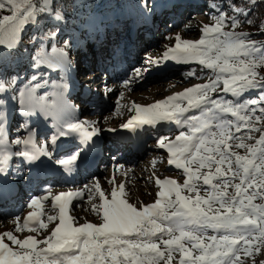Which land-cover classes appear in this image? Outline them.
Listing matches in <instances>:
<instances>
[{
	"label": "snow or ice",
	"instance_id": "6c2138e0",
	"mask_svg": "<svg viewBox=\"0 0 264 264\" xmlns=\"http://www.w3.org/2000/svg\"><path fill=\"white\" fill-rule=\"evenodd\" d=\"M6 6L11 15L0 19V45H6L11 50L21 29L29 22H34L36 9L31 0H0V9H5ZM233 11L247 15L243 9L233 7ZM239 23L236 17L226 19L225 14L221 12L214 26H204L205 39L195 43L184 41L183 46L178 42L175 48H170L164 54L166 58L177 62L198 61L200 65L217 73L215 80L190 87L180 94L169 96L150 106H136L135 115L123 125L125 129L133 122L134 127L155 126L167 121H174L180 125L181 117L189 109L202 108V118L192 116L184 120L189 129L188 134L181 131L174 141L165 143L162 138L159 143V147L166 148L173 157L169 163L174 164L178 169L183 168L188 174L183 189L196 192L195 198L183 195L182 187L173 180L157 181L161 188L158 193L160 199L138 210L125 199L119 198L115 190L112 192L111 200H106L97 184L96 191L100 194V200L104 201L101 206L103 222L99 225L84 223L74 227L66 210L72 198L79 193L56 195L54 201L59 207V224L51 235L44 240H37L33 236L20 240L12 232H5L0 236V264H106L109 260L110 264H160L162 260L165 264H171L172 254L177 251L181 255L180 264H239L238 253L241 250L246 255H251L254 247L259 251L254 241L264 244V204H254L253 200L257 196L264 198V194L255 190L249 194L248 189L264 188V133L256 141V145H247L243 142L236 145L237 148H246L251 158L235 152L230 153L228 149L231 145L227 141L233 138L229 132L233 121L221 119L220 113H230L239 121L251 124L253 117L240 113L245 109L253 115L257 110L264 113V106L258 109L249 107L257 105V99H245L233 103L232 100L223 101L209 96L210 92L216 91L217 84L221 80L223 92L231 93L233 97H240L249 90L264 89L262 83L264 76H259L258 79L259 74L256 70L264 66V49L255 41L248 39L244 33L223 31L227 24L235 28ZM247 23L251 24L252 21L248 20ZM56 34L53 33L52 36ZM179 40L180 37L177 36V41ZM69 46L70 41H65V47ZM33 59V68L46 65L51 71H57L66 64V52L64 49L57 50L53 45L51 51L45 52L43 57ZM155 63L159 64L160 61ZM136 72L139 73V69ZM225 73L228 75L225 76ZM30 80L29 85L16 88L18 81L15 76L0 79V97L9 91H17L22 117L39 114L45 119L61 118L62 113L67 109L64 95V88L67 85L61 84L56 91L37 94L40 89L48 86L49 81L41 80L36 75ZM124 83L127 84L128 81ZM52 87L57 88L55 81L52 82ZM12 99L17 97L13 96ZM179 101H187V106L182 107ZM259 101L264 105V91L260 92ZM4 103L0 98V109ZM262 118L264 117L255 115L256 121ZM214 120L218 121L216 124L218 133L208 131ZM6 121V112L0 110V146L5 143ZM66 127L67 131L63 126L59 136L80 132L85 139L91 140L98 134L97 129L88 132L79 123H71ZM235 127L239 132L241 124L237 123ZM32 131L33 129L28 128L26 137L22 138L20 135L15 137L13 143L22 146L18 151L0 152V175L10 170L8 165L13 156L36 162L42 157L53 155L46 145L37 146L31 138ZM249 131L261 130L253 127ZM59 136L50 137L53 149ZM202 152L205 154H201ZM186 154L187 158L182 160ZM217 155L219 159L216 158ZM232 156H235L237 166L235 170H233ZM77 159L78 154H73L67 159L59 160L58 163L68 165ZM193 163L198 164L196 171L186 166ZM213 164L216 165L215 175L208 173L203 176V184L212 185L213 191L204 198L199 195L195 180L200 179V168H211ZM225 164L232 172V177H242L240 183L234 185L235 194L231 196L227 192V187L232 177L223 181V190L219 185L212 184L213 179L226 175L221 167ZM173 195L175 199L172 198ZM215 204L219 207L215 209V214H210ZM40 206L39 198L31 199L28 204L29 208ZM33 219L39 220L37 212L29 214L24 227L27 228L28 221ZM48 219L51 221L55 217L49 216ZM39 227L47 228L48 225L40 223ZM209 229L222 234L207 237L210 243H205L204 237L207 236ZM254 233L256 235H253ZM165 235L169 238L163 239ZM5 237L24 251L22 253L14 251L4 242ZM156 240L162 241L166 251L160 249ZM183 241L191 244L193 249H198L200 255L193 259L192 251ZM38 244H45L46 248L38 249ZM120 257L123 259H119Z\"/></svg>",
	"mask_w": 264,
	"mask_h": 264
},
{
	"label": "rangeland",
	"instance_id": "374dc122",
	"mask_svg": "<svg viewBox=\"0 0 264 264\" xmlns=\"http://www.w3.org/2000/svg\"><path fill=\"white\" fill-rule=\"evenodd\" d=\"M31 3L33 7H37V4H40V0H31ZM133 6L134 7H132V5L128 6L129 13L122 9H118V7L116 10L109 11L101 2L99 5L95 6L93 11H91L92 13L78 20L74 32L66 31L58 33L55 40H53L50 45H46L42 53L37 54V57L34 56L36 59H40L45 52L51 51L53 45H55L57 50L64 49L66 52V64L57 71H51L46 65H41L38 68L32 67L29 71L22 57L18 58L15 65L13 64V69H11L9 73H4L3 69L0 67V79L15 76L18 81L16 88L29 85L31 83L30 78L33 75H36L41 80L47 79L49 81L48 86L40 89L37 94H42L44 91L53 92L58 90L61 84L67 85V87L64 88L67 109L62 113L61 118L48 117L45 119L44 116L39 114L31 117H22L19 109L18 92L9 91L3 94L0 98H2L5 103L0 110L6 112L7 121L4 136L5 143L0 146V152L7 151L14 153L18 151L22 146H16L13 140L17 135H20L22 138L26 137L25 134H27L28 128L33 129L32 140L37 146L51 144L50 137L56 135L58 131H63V126H65V131H67L66 125L71 123H79L83 127H90L92 130L94 128L97 130L101 129L100 132L103 131L107 134L106 136H108L104 142H108L110 137L113 136V133L117 130H121L123 125L130 120L129 118L135 115L136 106H149L165 100L169 96L180 94L190 87L207 84L215 80L217 73L200 65L198 61L182 63L172 60L166 65L169 58H166L164 55L170 48H175L178 42L183 46L184 41L195 43L206 38L203 31L204 26H214L217 19V17L213 16L215 14L209 12L206 0H155L150 8L145 5V12H142L134 4ZM162 14L164 15L162 16ZM6 15H11L7 6L5 9H0V19ZM136 21H139L140 24L137 22L135 25ZM131 25L132 29H138L140 32L139 48H141V50L137 54L138 57H132L131 63L127 60L116 61V50L121 54V50L124 49L121 39H126V36H128L127 27ZM31 31L35 36L40 34V32L36 30L35 20L34 22H29L21 29L15 46L11 50H16L18 48L17 43H22L23 48L25 51L27 50L28 53H30L33 48L35 49L36 46L30 41L31 35L29 34ZM223 31H230V29L223 28ZM113 36H117L118 38L112 41L111 38ZM177 36L180 37L179 41H177ZM104 37L105 40L101 42L99 49L92 54L91 46L94 43V45H96L97 41ZM87 38H91V41ZM65 41H70L69 47H65ZM0 48L10 50L6 45H0ZM106 48H111L110 50H114L115 53L110 57L107 54L108 61L104 63L105 69L99 73V78H97L98 76L96 73L100 71L98 64L99 58H101V53L106 51ZM139 54L141 55L139 56ZM107 55L105 56L106 58ZM170 55L171 53L169 56ZM88 56H90V58L86 59ZM110 59L113 60L109 61ZM85 60H87L86 64ZM155 61H160V63L157 64ZM33 62L34 60L32 63ZM128 67H131V69L128 70ZM137 69H139V73L136 72ZM161 69L164 71L163 73L161 72L162 74L160 73V71H162ZM75 72L78 73L76 76H74ZM106 73H109V78L111 77L109 80L106 78ZM260 74L264 76V68L260 69ZM141 79L142 81L140 82ZM53 81L57 84L56 89L52 87ZM124 81H128V83L126 84ZM80 83L83 84V86L80 87ZM71 87H74L78 96L68 91L71 90ZM84 95L88 96L87 100H82L83 97H86ZM227 95L233 97L231 93L223 92L222 80L218 82L216 91L209 93L212 99L223 101L224 97ZM243 95L250 97L256 96V93L254 90H249ZM13 96H16L17 99H12ZM256 99L259 100L258 97ZM179 102L182 107L187 106V101ZM87 108H90V110ZM243 112L242 115L247 114L253 117L251 124H245L243 121H239L230 113H220V118L233 121L232 127L229 129L233 138L227 141V143L231 145L228 151L251 158L246 148H237L236 145L241 142L247 145H256V141L259 140L261 134L264 133V118L256 121L255 115L264 117V113L258 110L254 115L246 110ZM201 114L202 108L189 109V111L184 113L181 117L180 125H177L174 121H169L171 128L168 127L169 130L163 131L162 133H155L153 131L148 132L147 130V132H143L141 140L143 141V151H145L142 155H138L137 157L131 158L132 160L129 159L126 161L130 163L129 168L126 169L131 170V176L122 174L123 176L117 177V172L115 170L117 167L114 168V166H120L121 164L118 163L116 158L124 153V150L119 149L121 146L117 144L119 147L116 150V154L113 156L108 155L106 151H101L102 161L97 169V173L81 176L80 180L75 184L65 186L57 192H43L40 187L32 191L29 184L21 178L23 172L21 167L23 162L22 158L13 156L8 165L10 168L9 171L11 172L10 180L15 183L17 179H21L23 185L21 184L19 187L17 195H14L12 199L0 205V236H3L5 232H12L20 240H24L28 236H33L37 240H44L49 237L51 232L59 224V209L56 208L57 205L54 207L52 202L54 201L53 198L56 195L69 192L79 193V195L72 198L66 210V214L72 218L71 221L73 226L78 227L84 223L101 224L103 222L101 206L104 201L100 200V194L96 191L95 186L97 184H99L100 191L104 193L106 200H111L112 192L115 190L118 195L121 193L119 195L121 199L130 195L131 198L134 199L138 210L142 209L144 206L154 204L158 199V193L161 189L157 181L163 182L165 180H173L183 189L184 182L188 179V174L184 172L183 168H176L174 164L173 166H167L170 157L168 156L167 149L160 148L159 143L162 138L165 143L174 141L175 137L179 135L181 131L188 134L189 129L187 124L184 123V120L192 116L202 118ZM28 122L30 123L28 124ZM217 123L218 121H212L208 131L218 133L219 129L216 127ZM237 123L241 124L239 132L236 131L235 127ZM253 127L259 128L261 131H249V129ZM73 141V147H76L78 140L75 139ZM209 147H215V145H209ZM221 147L223 148V146ZM71 152L72 147L63 154H58L53 159H51V157L48 158L58 163L59 160L70 157ZM126 154H128V152L124 153L122 157ZM201 154L205 153L202 152ZM108 157H111V159ZM216 158L219 159L218 155ZM231 160L233 170H235L237 167L235 164V156H232ZM186 166L190 167L192 171H196L198 168V164L196 163L191 165L186 164ZM215 167L216 165L213 164L211 168H200V179L195 180L199 195L204 198H207L208 194H210L213 189L212 185L203 184V176L208 173L215 175ZM221 167L226 175L213 179L212 184L219 185L220 189L223 190V181L232 177V172L228 170L227 164ZM241 178V176L232 177L227 187V192L230 196L235 194L234 185L240 183ZM49 186H51V188L54 186L61 187L62 184L60 182H53L50 183ZM121 186H123V192H121ZM254 190L264 194V188L248 189L249 194ZM182 194L192 198L196 196V192H189L187 189H183ZM45 197H47V199H45ZM33 198L42 200L40 223L47 224V228H40V223L36 224L33 228L19 226L18 222L24 219V214L29 210L28 204ZM172 198L175 199L174 195ZM218 207V204L213 205V211L210 212V214H215V209ZM169 211H171V209H169ZM221 212H223V210H221ZM49 216H54L55 219L50 221L48 219ZM16 223H18V225ZM32 229L35 230L33 231ZM221 234L222 232H214L209 229L207 236L204 237V242L210 243L207 237L212 235L219 236ZM5 238L7 239V237ZM168 238L169 237L166 235L163 236V239ZM155 242L162 251H166L161 240H156ZM183 243L192 251L193 259L195 256L200 255L199 250L193 249L191 244L187 241H183ZM7 244H9L14 251H19L21 253L24 251L19 245L12 244L8 239ZM37 247L38 249L46 248V245L38 244ZM238 247H240V245H238ZM258 247L259 251L256 249L253 250L252 256L248 258H246L245 253L241 250L238 253L239 264H264V259L258 260L259 258L255 256L257 252L263 250L264 244L259 243ZM172 256L173 259L171 264H180V253L178 251L174 252ZM119 259L123 258L120 257ZM106 264H110V260L107 261ZM160 264H165V261L162 260Z\"/></svg>",
	"mask_w": 264,
	"mask_h": 264
},
{
	"label": "trees",
	"instance_id": "16d2710c",
	"mask_svg": "<svg viewBox=\"0 0 264 264\" xmlns=\"http://www.w3.org/2000/svg\"><path fill=\"white\" fill-rule=\"evenodd\" d=\"M155 0H40V4H37L35 13V26L36 30L40 32L38 36H35L31 31L29 35L30 41L36 46V48L28 53L23 48L22 43H17L18 48L16 50H6L0 48V67L4 73H9L13 69L19 57L24 59L27 64L29 71L32 69V61L34 56L42 53L45 50L46 45H50L53 40L57 37L58 33L66 31H75V26L80 18L85 17L92 13L96 5L102 4L109 10L122 9L129 13L128 6L133 4L138 7L142 12H145L146 7L150 8ZM209 8V12L214 17H218L221 12L225 14V18L236 17L240 23L233 28L231 24H227L224 28H229L231 32L244 33L247 38L255 41L258 46L264 49V0H206ZM233 7L243 9L247 12V15H243L239 12L233 11ZM43 10V11H41ZM129 17V16H128ZM251 20L252 23H247ZM53 33H57L54 37ZM38 56V55H37ZM36 56V57H37ZM264 66L257 68L258 79L260 69ZM227 76L228 74H224ZM264 83V81H262ZM256 96H245L240 97H224V101L233 100L234 102H242L245 99H256L261 91L264 89H254ZM233 102V103H234ZM261 105L258 100L257 105H250L249 107L259 108ZM247 111V109H245ZM243 110V111H245ZM241 112L242 115L244 112ZM263 194V193H262ZM258 198L253 200L254 204H264V198L257 196ZM253 235H256L255 233ZM254 244L259 246L258 241H254ZM254 247L252 249L255 250ZM246 255V254H245ZM246 255V258L251 257Z\"/></svg>",
	"mask_w": 264,
	"mask_h": 264
},
{
	"label": "bare ground",
	"instance_id": "6f19581e",
	"mask_svg": "<svg viewBox=\"0 0 264 264\" xmlns=\"http://www.w3.org/2000/svg\"><path fill=\"white\" fill-rule=\"evenodd\" d=\"M164 14H162V16H163ZM112 18V17H111ZM142 19V18H141ZM137 22H139V21H136L135 22V25L137 24ZM139 24H140V22H139ZM128 28V31H127V34H128V36H126V39H121V41H122V45L124 46V49H122L121 50V54L119 53V51L118 50H116V53H117V55L115 56V60L116 61H121V60H127L128 62H130L131 63V59H132V57H138L137 56V54H138V52L141 50V48H139V40H140V32H139V30L138 29H132V25L130 26V27H127ZM118 37L116 36H113L112 38H111V40L113 41V39H117ZM122 38V37H121ZM87 39H90V41H91V38H87ZM105 40V37L103 38V39H101V40H98L97 41V44L96 45H92L91 47H92V50H91V53L92 54H94L98 49H99V46H100V44H101V42L102 41H104ZM86 42H87V40H86ZM86 44V43H85ZM91 45V44H90ZM111 48H106V51L105 52H103V53H101V58H99V62H98V64H99V68H100V71L98 72V73H96L97 74V78H99V73H101L102 71H104V69H105V65H104V63H107V61H108V55H109V57L111 56V55H113V53H115L114 52V50L112 51V50H110ZM137 49V50H136ZM109 50H110V52H109ZM108 54V55H107ZM107 55V58L105 57ZM141 54H139V56H140ZM88 58H90V56H88L86 59H88ZM139 59H140V57H139ZM113 59H110L109 61H112ZM86 61L87 60H85V64H86ZM104 61V62H103ZM140 61V60H139ZM172 61V59H170L169 58V60H168V62L166 63V65H168V63L169 62H171ZM95 62H96V57H95ZM129 63V64H130ZM135 63H137V62H135ZM95 64V63H94ZM140 64H141V61H140ZM139 64V65H140ZM89 65V64H88ZM101 65V66H100ZM173 65V64H172ZM177 65V64H176ZM174 66V65H173ZM167 67V66H166ZM85 68H86V65H85ZM131 69V67H128V70H130ZM86 70V69H85ZM90 70V69H89ZM91 70H93V69H91ZM162 70V69H161ZM166 70V69H165ZM88 71V70H87ZM96 72H97V70H96ZM163 73L164 71L162 70V71H160V73ZM94 73V72H93ZM161 73V74H162ZM75 75L74 76H76L78 73H74ZM107 75H106V78L109 80L110 78H109V73H106ZM146 75V74H145ZM144 75V76H145ZM147 76H151V75H147ZM74 80V79H73ZM142 81V79L140 80V82ZM148 81V80H147ZM73 83V82H72ZM143 83H144V81H143ZM72 85V84H71ZM138 85V84H137ZM81 86H83V84H81L80 83V87ZM70 93H72L73 95H75V96H78V94H77V91L74 89V87H71V90H68ZM84 96H86V95H84ZM88 99V96H86V97H83L82 98V100H87ZM151 105H153V104H151ZM150 106V105H149ZM88 110H90V108H87ZM85 112V111H84ZM25 117V116H24ZM130 120H131V118H129ZM130 120H128V122L130 121ZM127 122V123H128ZM25 123H27V122H25ZM30 122H28V124H29ZM168 127H170V124H169V121H167V122H160V123H158V124H156L155 126H149V125H144V126H142V127H134V122H133V124H130V126H129V128H127V129H125V128H122V131H129V136H127V137H130L131 138V141L130 142H127V143H133V142H137V143H139V142H142V140H141V137H142V133L143 132H145L146 130L149 132V131H153V132H155V133H162L163 131H166V130H169V128ZM84 129H87V131L88 132H92V129L89 127V128H87V127H83ZM171 128V127H170ZM101 131V129H99L98 130V134H96V135H94L93 137H92V139L91 140H87V139H85V137L82 135V133H80V132H73V133H68L67 134V137L66 136H64V137H66V143L67 144H64L63 142L62 143H60L59 141H61V140H59V138L57 139V142H56V145H55V148H54V150H57V152L59 153V154H63L64 152H66L67 151V149L66 148H64L63 147V149H60V147L61 146H69V147H67L68 149L70 148V147H72L73 148V146H74V141L73 140H75V139H77L78 141H82L83 143H85V144H88V143H93L97 148H100V151H102V152H105L106 151V153H108V155H110V156H113V155H115L116 154V150H117V148L119 147V146H121V147H119V149L120 150H124L123 152L124 153H126V152H128V154H126L124 157H122L123 156V154L120 156V157H117L116 158V160L118 161V163L119 164H121L120 166H114V168L115 167H117V169H115L116 170V172H117V177L118 176H121L122 174H126L127 176H129L130 175V171L131 170H128V169H126V168H129V164L130 163H128V162H126L127 160H129V159H131V158H134V157H137L138 155H142L143 154V152L145 151H140V153L137 155V154H135L134 152H131L130 151V149L128 150L127 149V143H124V141H118L119 143V146L117 145V143H116V141H117V139L115 138V136H116V134H118L119 132L117 131V132H114L113 133V136L112 137H110V140L108 141V142H104V141H106V139L108 138V136H106L107 134H105L103 131L102 132H100ZM146 131V132H147ZM170 131H171V129H170ZM59 134V131L56 133V135H58ZM72 134V135H71ZM120 134V133H119ZM26 135V134H25ZM126 137V138H127ZM32 138V137H31ZM61 144V145H60ZM124 144H126V145H124ZM46 146L48 147L49 145L48 144H46ZM66 149V150H65ZM64 150V151H63ZM80 150V149H79ZM119 150V151H120ZM165 150V149H164ZM168 152V151H167ZM168 156L170 157V160L171 159H173V157L171 156V154L170 153H168ZM122 157V158H121ZM167 157V156H166ZM108 158H110L111 159V157H108ZM168 158V157H167ZM187 157H185V158H183V159H186ZM182 159V160H183ZM132 160V159H131ZM153 162V161H152ZM25 164L26 165H34L32 162H30V161H26L25 160ZM73 164H74V167L76 168V167H78V164L76 163V162H73ZM173 166V164H170V163H168V165L167 166ZM145 168V167H144ZM62 169H64V166L62 167ZM66 170V169H65ZM98 172V170L97 169H93V170H89V174H92V173H97ZM84 175H87L88 173H83ZM155 174V173H154ZM4 176V175H3ZM123 176V175H122ZM131 176V175H130ZM78 180H80V179H78ZM119 180H121V179H119ZM53 181H56V182H60L61 183V181H60V179L58 178V179H54ZM90 181V180H89ZM77 182V181H76ZM75 182V183H76ZM72 184V183H71ZM14 185V187L17 189V192H16V194L15 195H17L18 194V189H19V187L21 186V184H19V183H15V184H13ZM23 185V184H22ZM70 185V184H69ZM105 185V184H104ZM63 187H65V184L62 182V186L61 187H52L51 188V186H50V188H49V191H54V192H57V191H59L60 189H62ZM157 187V186H156ZM161 189V188H160ZM121 193H119V195H120ZM83 195V194H82ZM77 198H78V196H77ZM158 199L160 198L159 196L157 197ZM156 198V199H157ZM54 199V198H53ZM75 199V198H74ZM124 199L128 202V203H131L133 206H135L136 207V203L134 202V199H132L131 198V196L130 195H128V196H125L124 197ZM77 201V200H76ZM53 202V204H54V207H56V203H55V201H52ZM74 202V201H73ZM72 202V203H73ZM93 202V201H92ZM135 203V204H134ZM52 204V203H51ZM1 205V204H0ZM40 205L42 206V200H40ZM39 207V208H36V207H32V208H29V210H28V212L27 213H25L24 214V219H22L21 220V222L19 221L18 223H19V226L20 227H22V226H24V223H25V221L27 220V218H28V216H29V214L30 213H32V212H37L38 213V215H39V220H38V222L40 223L41 221H40V217H41V208L42 207ZM47 206V205H46ZM50 207H52V206H50ZM53 207V208H54ZM71 207H73V206H71ZM56 208H58L59 209V207H58V205H57V207ZM137 208V207H136ZM138 209V208H137ZM72 210V209H71ZM69 211V210H68ZM74 213V212H73ZM73 213H71V214H73ZM44 215V214H43ZM72 219V218H71ZM34 222H35V219H33V220H29L28 221V227L29 228H31L30 227V224H34ZM18 223H16L17 225H18ZM38 223V224H39ZM15 225V224H14ZM18 228V227H17ZM2 236V235H1ZM4 242L5 243H7V239L6 238H4ZM255 256L257 257V258H259L258 260H261V259H264V248H263V250L261 251V252H257L256 254H255Z\"/></svg>",
	"mask_w": 264,
	"mask_h": 264
}]
</instances>
